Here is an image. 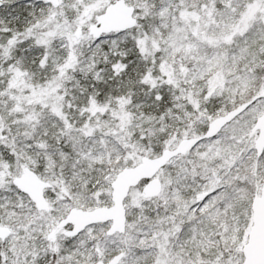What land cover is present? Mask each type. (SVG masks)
<instances>
[{
	"label": "snow or ice",
	"instance_id": "snow-or-ice-1",
	"mask_svg": "<svg viewBox=\"0 0 264 264\" xmlns=\"http://www.w3.org/2000/svg\"><path fill=\"white\" fill-rule=\"evenodd\" d=\"M0 264H264V0H0Z\"/></svg>",
	"mask_w": 264,
	"mask_h": 264
}]
</instances>
